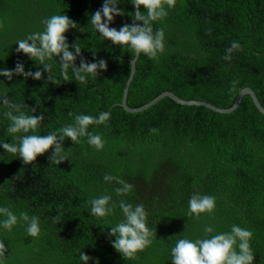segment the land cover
<instances>
[{
    "label": "trees",
    "instance_id": "obj_1",
    "mask_svg": "<svg viewBox=\"0 0 264 264\" xmlns=\"http://www.w3.org/2000/svg\"><path fill=\"white\" fill-rule=\"evenodd\" d=\"M103 2L0 0V67L14 68L22 61L26 70L44 71L16 51V42L43 31L45 18L64 13L79 26L67 33L69 43L79 41L88 60L95 55L108 61V71L87 83L63 81L58 66L57 84L47 80V72L39 81L0 77V93L23 103L29 114H44L39 134L72 123L70 114L111 113L107 124L90 129L103 136V149L90 146L86 137L75 145L66 138L70 160L60 165L50 162V153L25 164L0 146V206L17 215H37L41 224L38 237L29 236L20 224L0 231L7 264H81L83 250L101 264H172L171 249L178 239L203 238L205 225L222 232L233 224L252 231L254 264H264V115L249 95L230 114L170 98L140 113L124 110L119 104L134 54L101 39L90 24V15ZM120 3L126 14L135 11L130 0ZM124 23H132V17L118 16L113 26ZM160 27L166 34L165 51L158 59L139 57L129 106H143L171 91L186 100L230 108L246 87L264 106V0H176L165 19L154 22V28ZM233 41L242 47L225 60ZM6 111L0 106V139L12 143ZM106 174L132 184L131 192L117 195L115 188L121 185L106 182ZM194 192L216 198L213 213L189 215ZM104 194L117 203L116 214L91 216L88 201ZM121 199L145 206L154 233L151 245L134 258L124 257L110 242L108 228L123 219Z\"/></svg>",
    "mask_w": 264,
    "mask_h": 264
},
{
    "label": "clouds",
    "instance_id": "obj_2",
    "mask_svg": "<svg viewBox=\"0 0 264 264\" xmlns=\"http://www.w3.org/2000/svg\"><path fill=\"white\" fill-rule=\"evenodd\" d=\"M135 8L134 12H127L119 5L120 0H104L102 7L90 15V24L102 34L101 39L110 40L119 48L128 49L138 59L142 54L150 59H158L165 51V30L154 28V22L162 21L169 15V9L176 5V0H130ZM130 15L132 23H124L119 28L113 26L116 17ZM43 31L29 33L26 38L16 42L18 53L27 55L44 71L26 70L22 61H17L14 68L0 67V77L8 81L16 76L25 79L44 80L47 72V80L57 84L59 80L54 75V68L58 66L59 74L63 81L87 83L89 79H95L103 72L108 71V61L98 56L88 60L82 51L79 41L69 43L67 33L79 26L75 20L67 14H55L45 18ZM238 41H233L227 48L225 60L232 59L234 50L241 49ZM79 59V66L77 60ZM135 60L129 62V71L134 67ZM4 83L0 80V84ZM0 106L7 108L4 113L10 120L7 133L13 136L12 143L0 139V146L8 154L21 158L25 164H33L38 157L50 153L48 159L60 165L68 161L69 152L66 151L64 141L71 139L74 145L81 143V138L86 137L87 143L97 150L103 149L105 140L103 136L92 129L95 126L105 125L110 121L109 111L99 112L97 115L86 113L70 114L74 116L72 123L61 126L59 129L49 131L47 134H39V129L45 119L43 113L29 114L23 103L6 93H0ZM35 113L36 108L31 107ZM155 131V130H153ZM16 141H19L18 143ZM106 182L116 181L120 187L115 188L117 195L130 193L133 185L118 176L106 174ZM90 214L95 217H111L116 214L117 203L111 195L104 194L92 198ZM189 215L195 214L197 218L201 214H211L216 208V198L208 194L194 192L188 202ZM123 213V219L115 223L110 229V242L112 246L124 257L134 258L151 245L153 229L148 225V212L141 204H132L124 199L118 203ZM59 216L54 218L58 221ZM18 224L26 227L31 237L41 234L40 217L29 215L27 211H21L19 215L6 206H0V231H11ZM204 237L178 239L172 247V264H254L255 255L251 247L253 233L250 229L237 224L231 226L230 231L215 232L212 225L204 226ZM214 235H209L214 233ZM8 248L5 241L0 239V264H7ZM81 264H101L98 257L89 256L84 250L79 251Z\"/></svg>",
    "mask_w": 264,
    "mask_h": 264
},
{
    "label": "water",
    "instance_id": "obj_3",
    "mask_svg": "<svg viewBox=\"0 0 264 264\" xmlns=\"http://www.w3.org/2000/svg\"><path fill=\"white\" fill-rule=\"evenodd\" d=\"M133 59L135 60V64H134V67L131 69L130 76L126 82L122 102L119 104L124 110H126L129 113H140V112L146 111L147 109L156 105L158 102H160L164 98H170L180 105L202 106V107L208 108V109H210L214 112H217V113L230 114V113L235 112L240 107L243 98L246 95H249L251 97L254 105L258 109V111L264 115V106L261 104L256 92L251 87H246V88L242 89L241 92L239 93L235 103L230 108H220V107H217V106H215L209 102L202 101V100H186V99L180 98L178 95H176L174 92H171V91H165V92L161 93L160 95H158L153 100H151L150 102L146 103L145 105L137 107V108H133V107L129 106V104H128V96H129V90H130L131 84L134 80V77H135V74L137 71V61L139 58L136 59L134 56Z\"/></svg>",
    "mask_w": 264,
    "mask_h": 264
}]
</instances>
